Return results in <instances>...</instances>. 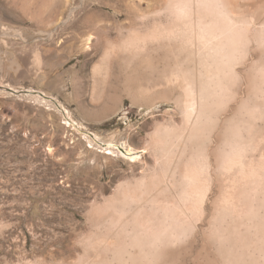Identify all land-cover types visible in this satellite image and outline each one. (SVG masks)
I'll return each mask as SVG.
<instances>
[{"label":"rangeland","instance_id":"obj_1","mask_svg":"<svg viewBox=\"0 0 264 264\" xmlns=\"http://www.w3.org/2000/svg\"><path fill=\"white\" fill-rule=\"evenodd\" d=\"M173 12L166 0H0V84L40 91L63 109L38 94L0 91V264H229L216 254L207 220L162 254L131 256L124 221L121 252L104 250L99 263L88 249L111 232L114 209L129 215L130 202L112 199L119 183L133 191L143 169L153 172L156 123L181 121L173 101L149 89L171 67L161 50L147 52L146 41L138 51L118 47L154 20L171 26ZM112 44L116 54L106 62L101 54ZM144 149L140 160L130 158ZM174 194L164 197L176 202Z\"/></svg>","mask_w":264,"mask_h":264},{"label":"bare ground","instance_id":"obj_2","mask_svg":"<svg viewBox=\"0 0 264 264\" xmlns=\"http://www.w3.org/2000/svg\"><path fill=\"white\" fill-rule=\"evenodd\" d=\"M166 4L174 9L171 26L154 20L144 34L135 32L118 47L138 51L142 46L135 45L146 41L151 45L147 52L161 50L171 67L149 89H160L172 100L181 121L173 116L168 123H156L150 137L153 172L143 169L133 191L119 183L112 199L130 202L129 215L123 219L122 209L110 212L111 232L88 243V249L99 263L102 251L121 252L124 221L130 226L124 233L131 256L138 250L164 253L163 247L180 246L200 231L198 222L207 220L216 254L229 264H259L258 259L264 264V4L254 9L237 0ZM116 49L105 46L103 59L110 62ZM203 143L209 148L200 155ZM146 152L128 153L140 160L138 154ZM168 191L175 193L176 202L166 200Z\"/></svg>","mask_w":264,"mask_h":264},{"label":"water","instance_id":"obj_3","mask_svg":"<svg viewBox=\"0 0 264 264\" xmlns=\"http://www.w3.org/2000/svg\"><path fill=\"white\" fill-rule=\"evenodd\" d=\"M0 91H7L9 93H14V94H18V95H21L22 94L21 92H26L28 94H38V95H40V96H42L48 100H51L60 110L63 111V109L59 106V104L57 103V101L55 99H53L50 96H46L44 93H42L40 91H17L10 86H6V85H2V84H0Z\"/></svg>","mask_w":264,"mask_h":264}]
</instances>
